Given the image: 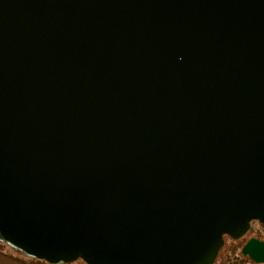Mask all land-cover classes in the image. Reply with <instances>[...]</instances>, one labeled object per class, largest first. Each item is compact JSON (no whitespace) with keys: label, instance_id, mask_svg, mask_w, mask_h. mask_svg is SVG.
Listing matches in <instances>:
<instances>
[{"label":"water","instance_id":"water-1","mask_svg":"<svg viewBox=\"0 0 264 264\" xmlns=\"http://www.w3.org/2000/svg\"><path fill=\"white\" fill-rule=\"evenodd\" d=\"M264 226V0H0V243L48 264H214ZM240 254L264 264V241Z\"/></svg>","mask_w":264,"mask_h":264},{"label":"trees","instance_id":"trees-1","mask_svg":"<svg viewBox=\"0 0 264 264\" xmlns=\"http://www.w3.org/2000/svg\"><path fill=\"white\" fill-rule=\"evenodd\" d=\"M4 246H6L4 243H0V264H48L40 260L27 258L23 256L20 252L12 249L11 251H13L15 255L5 253L1 249V247ZM68 264H85V263H83V261L78 259ZM218 264H253V263L250 262L247 257L242 256L240 254V250L236 246L233 248H229L226 251V253L223 254L222 259Z\"/></svg>","mask_w":264,"mask_h":264},{"label":"rangeland","instance_id":"rangeland-1","mask_svg":"<svg viewBox=\"0 0 264 264\" xmlns=\"http://www.w3.org/2000/svg\"><path fill=\"white\" fill-rule=\"evenodd\" d=\"M252 227L250 229V233L246 234L242 239H238V240H231L229 237H224V244H223V247L221 248V250L219 251L218 253V256H217V259L215 260V264H218L221 259H222V256L224 253H226V251L229 249V248H233V247H238V249L240 250V247L241 245L243 244V242L250 236L254 237L253 234L255 233L257 235L256 238H260V239H263L264 236H259V231L257 229V225L256 223H252ZM242 243V244H241ZM2 251L5 252V253H8V254H11V255H15V253L13 251H11V249H9L8 247L4 246V247H1Z\"/></svg>","mask_w":264,"mask_h":264},{"label":"flooded vegetation","instance_id":"flooded-vegetation-1","mask_svg":"<svg viewBox=\"0 0 264 264\" xmlns=\"http://www.w3.org/2000/svg\"><path fill=\"white\" fill-rule=\"evenodd\" d=\"M252 223H256V225H257V229H258V231H259V234H258V235H259V236H264V226L261 225V224H259V223H257L256 221H252V222H250V224H249V230L247 231L246 234L250 233L249 231H250L251 227L253 226ZM246 234H245V235H246ZM245 235H244V236H245ZM244 236H243V237H244ZM253 236H254V237H252V236L248 237V238L243 242V244L246 243L249 239H257V240H260V241H264V238H263V239L256 238L257 235H256L255 233L253 234ZM255 236H256V237H255ZM221 237L224 239V237H228V236L223 234V235H221ZM243 237H242V238H243ZM242 238H240V239H242ZM240 239H239V240H240ZM241 244H242V243H241ZM243 244L241 245V247L243 246ZM241 247H240V248H241Z\"/></svg>","mask_w":264,"mask_h":264}]
</instances>
